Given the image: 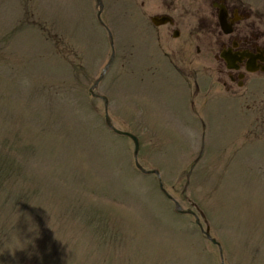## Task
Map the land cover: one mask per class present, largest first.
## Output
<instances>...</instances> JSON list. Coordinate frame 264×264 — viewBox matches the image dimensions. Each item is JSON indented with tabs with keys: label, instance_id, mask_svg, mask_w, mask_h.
Instances as JSON below:
<instances>
[{
	"label": "rangeland",
	"instance_id": "rangeland-1",
	"mask_svg": "<svg viewBox=\"0 0 264 264\" xmlns=\"http://www.w3.org/2000/svg\"><path fill=\"white\" fill-rule=\"evenodd\" d=\"M102 1L104 27L96 0H0V264H264V75L228 93L190 50L193 97L153 1Z\"/></svg>",
	"mask_w": 264,
	"mask_h": 264
},
{
	"label": "flooded vegetation",
	"instance_id": "flooded-vegetation-1",
	"mask_svg": "<svg viewBox=\"0 0 264 264\" xmlns=\"http://www.w3.org/2000/svg\"><path fill=\"white\" fill-rule=\"evenodd\" d=\"M151 1L156 16H169L167 24L154 27L161 29L155 36L164 43L170 62L176 68L182 63L178 72H190L193 90L199 85L194 59L185 55L190 50L219 63L217 72L228 91L243 86L252 75L264 74V10L257 4L261 0H142L139 5L144 8Z\"/></svg>",
	"mask_w": 264,
	"mask_h": 264
},
{
	"label": "water",
	"instance_id": "water-1",
	"mask_svg": "<svg viewBox=\"0 0 264 264\" xmlns=\"http://www.w3.org/2000/svg\"><path fill=\"white\" fill-rule=\"evenodd\" d=\"M98 5L101 7V10H102L103 5H102V3H101L100 0H98ZM111 62H112V60L110 61L109 65L106 67V69H105L103 75L100 77V79L97 81V83L95 84L94 87H96V86L98 85V83L100 82V80L104 77V74H105V72L107 71V69L109 68ZM106 122H107L108 126H109L111 129L114 130L115 133H117V134H119V135H126V136H129L130 138L133 139V141L135 142V145H136V152H135V154L137 155V154H138V150H139L138 139H137L135 136H133V135H131V134H129V133H125V132H121V131L116 130V129L112 126V124H111L110 119H109L108 116H107V118H106ZM137 167H138L143 173H152V172H147V171H145V170H144L139 164H137ZM155 173H157V172H155ZM176 206H177V211H178V212H184V211L181 209V207H180V205H179L178 203H177ZM189 213H190V212H189Z\"/></svg>",
	"mask_w": 264,
	"mask_h": 264
}]
</instances>
